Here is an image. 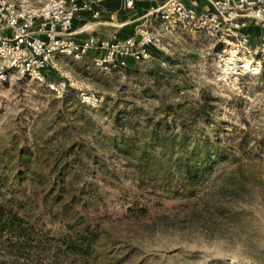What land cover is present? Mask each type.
I'll return each instance as SVG.
<instances>
[{
	"label": "rangeland",
	"instance_id": "374dc122",
	"mask_svg": "<svg viewBox=\"0 0 264 264\" xmlns=\"http://www.w3.org/2000/svg\"><path fill=\"white\" fill-rule=\"evenodd\" d=\"M247 28L256 47L264 25ZM170 41L164 66L130 58L128 73L65 56L97 106L76 88L65 98L31 78L0 82V175L13 178L24 144H42L99 233L83 258L61 246L62 222L38 216L28 239L1 232L0 264H264V66L203 29ZM184 139L219 154L188 176L187 155L170 148ZM170 162L184 168L171 175Z\"/></svg>",
	"mask_w": 264,
	"mask_h": 264
},
{
	"label": "built area",
	"instance_id": "2783aa9c",
	"mask_svg": "<svg viewBox=\"0 0 264 264\" xmlns=\"http://www.w3.org/2000/svg\"><path fill=\"white\" fill-rule=\"evenodd\" d=\"M104 0H0V82L31 78L63 97L70 88L80 90L82 101L97 106L100 98L78 87L64 57L91 56L100 70L128 67V59L147 63L156 58L167 63L163 52L179 29L206 30L217 34L223 46L248 59L254 70L263 68L264 35L251 45L248 21L264 25V0H207L211 9L198 12L184 0H166L149 11L156 17L138 25L126 38L89 34L77 38L74 20L86 10L100 16ZM137 1L124 0L127 7ZM115 14L112 13L111 18ZM92 26V25H91ZM89 26V27H91Z\"/></svg>",
	"mask_w": 264,
	"mask_h": 264
},
{
	"label": "trees",
	"instance_id": "16d2710c",
	"mask_svg": "<svg viewBox=\"0 0 264 264\" xmlns=\"http://www.w3.org/2000/svg\"><path fill=\"white\" fill-rule=\"evenodd\" d=\"M124 71L128 73V67H125ZM68 90L65 98L71 92L76 93L73 88ZM19 146V142L15 140L13 147ZM23 146L25 148L16 152L12 158L15 162L13 178L8 180L3 174L0 175V234L7 230L28 239L35 234L41 221L36 217L43 219L46 216L50 220L57 218L66 230L59 239L61 246H64L68 253L70 251L83 258L92 255L99 238L98 228L87 214L82 213L85 206L82 198L65 189L62 173L58 169V160H61V157L52 162L45 157L43 146L38 142L32 147L26 144ZM170 148L187 155L185 170L188 176L192 171L199 170L203 161L210 166L213 155L216 157L219 154L218 149L213 154L207 141L190 147L188 140L184 139L170 145ZM179 163L173 165L170 162L162 166L167 167L165 170L173 175L174 169L184 168V163ZM151 167L150 162L140 166V171H150ZM25 183L30 188V193L24 189ZM3 187H6L9 197L1 194ZM21 193H24L25 197H21Z\"/></svg>",
	"mask_w": 264,
	"mask_h": 264
},
{
	"label": "crops",
	"instance_id": "0c3cea01",
	"mask_svg": "<svg viewBox=\"0 0 264 264\" xmlns=\"http://www.w3.org/2000/svg\"><path fill=\"white\" fill-rule=\"evenodd\" d=\"M164 1L166 0H142L137 1L134 7H127L124 0H104L101 2L102 10L99 17L93 18L89 11L84 10L75 18L73 25L75 36L79 38L97 33L99 35H114L122 39L129 37L138 25L156 17L149 11ZM184 1L198 12L212 8L207 0ZM112 13L115 16L111 18Z\"/></svg>",
	"mask_w": 264,
	"mask_h": 264
}]
</instances>
